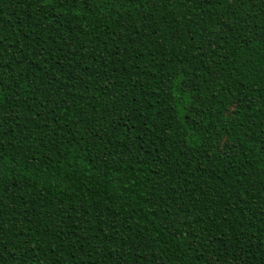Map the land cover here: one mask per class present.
I'll use <instances>...</instances> for the list:
<instances>
[{
    "label": "trees",
    "instance_id": "trees-1",
    "mask_svg": "<svg viewBox=\"0 0 264 264\" xmlns=\"http://www.w3.org/2000/svg\"><path fill=\"white\" fill-rule=\"evenodd\" d=\"M0 264H264V0H0Z\"/></svg>",
    "mask_w": 264,
    "mask_h": 264
}]
</instances>
